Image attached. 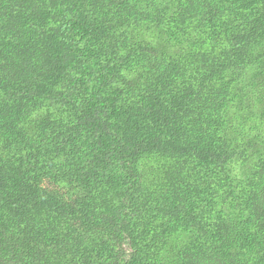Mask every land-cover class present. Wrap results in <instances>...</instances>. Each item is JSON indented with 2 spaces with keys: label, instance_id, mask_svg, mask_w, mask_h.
<instances>
[{
  "label": "trees",
  "instance_id": "1",
  "mask_svg": "<svg viewBox=\"0 0 264 264\" xmlns=\"http://www.w3.org/2000/svg\"><path fill=\"white\" fill-rule=\"evenodd\" d=\"M0 264H264V0H0Z\"/></svg>",
  "mask_w": 264,
  "mask_h": 264
}]
</instances>
